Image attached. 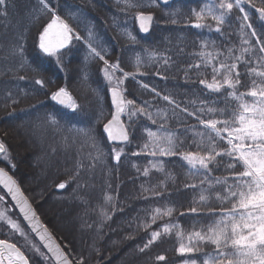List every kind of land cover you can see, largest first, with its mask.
<instances>
[{
	"label": "trees",
	"instance_id": "16d2710c",
	"mask_svg": "<svg viewBox=\"0 0 264 264\" xmlns=\"http://www.w3.org/2000/svg\"><path fill=\"white\" fill-rule=\"evenodd\" d=\"M214 2L217 0H175L169 5L159 6L153 0H131L139 6L126 7L118 0H54L59 6L57 13L82 37V42L73 41L70 51L57 64L55 58L42 56L38 51V41L33 42V21L41 17L47 19L39 10V0H7V16L0 15V141L5 144L7 152L5 160L0 159V166L15 177L42 221L65 252L72 254L70 259L78 261L83 257L85 264H183L186 256L176 251L179 240L174 233L162 235L149 248L140 251L150 239V232L159 230L171 219L157 220L146 229L144 224L151 223L152 210L162 206L173 207L175 222L187 233L193 230L195 221L207 224L212 217L195 214L181 216L180 213H186L190 206L219 209L220 205L215 200L207 206L191 203L194 197L198 199L199 190L193 192L184 185L198 183V180L186 175L188 167L178 156L161 157L165 161V172H159L149 164L156 158L144 153L132 155L148 142L146 128L156 131L164 123L181 140L186 136L189 142L193 138L192 132L184 133L183 129L197 125L195 130H202L193 117H182L179 111L176 117H172V106L155 97L150 91L152 86L161 95H173L181 108L189 106L193 100L199 107L197 96L192 94L194 91L200 99H219L206 96L197 83V71L188 68L200 59L196 54L201 51V38L215 42V48L206 51L218 50L227 54L228 48L239 49V35L234 28L227 26L225 35H221L185 24V17L190 15L191 9L199 10L205 4L211 6ZM254 2L257 7H264V0ZM140 11L151 12L154 17L146 36L141 35L136 27L135 14ZM249 11L256 15L253 9ZM166 12L178 14L169 16L164 14ZM171 19H176L178 24L173 25ZM125 30L132 32L136 42L128 38ZM16 39L24 48L23 67L18 50L15 55L12 54ZM88 43L105 55L110 63L119 61L126 72H136L139 58L140 73L144 74L137 73L136 81L131 78L125 80L126 95L137 106H142L144 101L151 102L148 110L157 120V124L153 125L147 117L134 118V130L130 135L132 142L126 146L128 155L122 156L120 162L111 156H104L97 163L96 149L80 131L90 121L95 123L97 113L103 109V118L96 126L102 132V126L110 119L112 111L108 100L109 85L102 71L103 61L89 55ZM161 56L170 58L169 67L163 66V60L159 59ZM186 70L191 77L188 82ZM158 71L161 75H156ZM116 75L122 74L117 72ZM21 76L25 78L20 79ZM37 79H43L45 84L37 85ZM140 83L149 85V90L141 89ZM59 87H66L77 97L83 110L73 113L52 101L50 93ZM240 91L247 89L241 88ZM246 99L251 101L252 98ZM216 106L223 108V100L220 99ZM157 108L167 109L169 118L163 120L156 116ZM192 110L189 107V111ZM53 113L59 119V127L46 121ZM122 119L127 122L126 116ZM20 133L27 138L31 148L20 141ZM180 150L194 149L182 147ZM146 167L149 168L147 176L143 174ZM213 175L230 176V173L221 166ZM161 181L170 194L163 200L153 198L144 191ZM61 182H68L65 189L56 186ZM144 196L148 198H142ZM3 197L10 217L20 224L24 234L3 223L0 238L24 250L20 242L22 238L34 239L4 194ZM199 227L200 224H196V228ZM212 247L206 245L205 251H210ZM40 251L44 254L42 249ZM160 255L165 257V261L156 259ZM191 255L199 259L198 254ZM29 257L30 264H52L47 256V259L37 254L35 258Z\"/></svg>",
	"mask_w": 264,
	"mask_h": 264
},
{
	"label": "snow or ice",
	"instance_id": "6c2138e0",
	"mask_svg": "<svg viewBox=\"0 0 264 264\" xmlns=\"http://www.w3.org/2000/svg\"><path fill=\"white\" fill-rule=\"evenodd\" d=\"M118 2H123L126 7L139 6L131 3V0ZM155 2L156 0H153V3ZM162 2L164 5L168 4V0ZM58 7L54 0H39V10L47 19L41 17L33 21L35 28L33 42L35 44L38 41L39 53L45 58H55L57 64L61 63L66 52L70 51L73 41L82 39L80 34L57 13ZM249 9H253L256 15L254 16ZM164 14L175 16L178 13ZM0 15L7 16V0H0ZM135 20L138 21L139 30L148 33L154 17L151 12L140 11L135 14ZM170 22L173 25L178 24L176 19H171ZM185 24L197 30L215 31L221 35H225L224 29L227 26L234 28L239 35V49L228 48L227 54L218 50L206 51L205 49L215 48V42L201 38V51L196 54L200 59L194 65L190 64L188 68L197 71V83L201 86V91L208 97L219 99H200L194 91L192 94L197 96L199 107H196L197 101L193 100L189 106L181 108L180 102L175 100L173 95H161L155 86H152L151 93L172 106V117H176L178 111L182 117H193L202 130H195L197 125L183 129L184 133L192 132L193 138L189 142L186 136L181 140L179 135L168 129L164 123H161L156 131L146 128L148 142L140 147L139 152L132 155L139 156L144 153L156 158L155 162L150 161L149 164L159 172H165V161L160 159L161 157L178 156L188 167L186 175L198 180V183L184 185L193 192L199 190L198 199L194 197L191 203L207 206L210 201L215 200L220 207L205 209L190 206L186 213H180L181 216L195 214L212 217L207 224L195 221L193 230L187 233L175 222L173 207L154 208L151 223L144 224L146 229L151 228L157 220H163L165 217L171 219L159 230L150 232V239L140 251L149 248L162 235L174 233L179 240L176 251L181 256H186L183 264H264V7H257L254 0H217L211 6L205 4L199 10L191 9L190 15L185 17ZM125 32L130 40L136 42V37L131 31ZM91 35L89 32V36ZM87 47L91 57L103 61V76L109 85L110 107L113 110L110 112L111 118L103 124L102 132L98 131L96 126L103 118V109L97 113L95 123L90 121L89 125L80 131L96 149L97 163L104 156H111L120 162L122 156L128 155L126 146L132 142L130 135L134 130V118L144 116L153 125L157 124V120L153 119V113L148 110L152 106L151 102L144 101L142 106H137L136 102L128 99L126 95L128 90L124 82L129 78L136 81L137 73H140V60L137 58L136 72L130 73L121 68L119 61L110 63L91 43H88ZM17 50L23 67L24 48L19 39L13 42L12 54L15 55ZM159 59L163 60L165 68L169 67V57L161 56ZM188 70L186 82L191 81V77L187 75ZM117 72L122 75L117 76ZM156 75L161 73L158 71ZM200 76L204 78H199ZM35 83L44 85L45 81L37 79ZM139 86L145 91L149 90L147 84L140 83ZM241 88L247 91L242 92ZM246 97H251V101ZM50 98L73 113L83 110L82 105L77 102L78 98L66 87L52 91ZM220 99L224 102L223 108L216 106ZM189 107L193 110L189 111ZM155 115L163 120L169 118L167 109L157 108ZM125 116L127 122L122 119ZM46 121L59 127V119L54 113L50 114ZM182 147L194 150L181 151ZM6 152L5 144L0 141V154ZM221 166L230 173V176L213 175ZM143 174L147 176L149 168H144ZM167 176L171 178L170 173ZM72 179L75 180V177ZM67 183L61 182L56 186L65 189ZM0 185H3L7 189V194L17 201L24 219L29 221L32 229L40 235V239L50 241L51 236L47 228L41 225L27 198L23 197L17 182L4 168H0ZM144 191L159 200L170 195L166 192L163 181ZM3 199L4 197L0 196V201ZM226 204L229 206L224 207ZM4 220L13 230L24 234L17 221L8 217L6 211H0V221ZM196 224H200L199 229L196 228ZM206 245L214 247L210 251H205ZM45 246L53 253L58 264H85L83 257L78 261L70 259L72 254L65 253L59 245L53 248L51 243H48ZM32 248L47 259L40 253L38 247L32 245ZM191 254H198L199 259ZM156 259L165 261L163 255L157 256ZM0 264H29V258L16 244L0 240Z\"/></svg>",
	"mask_w": 264,
	"mask_h": 264
},
{
	"label": "water",
	"instance_id": "95a60500",
	"mask_svg": "<svg viewBox=\"0 0 264 264\" xmlns=\"http://www.w3.org/2000/svg\"><path fill=\"white\" fill-rule=\"evenodd\" d=\"M157 3L161 6H166L163 4L162 0H156ZM174 0H168V4L172 3ZM167 4V5H168ZM137 23V27H138V30H139V25H138V21H136ZM139 32L142 34V35H147L148 33H144L142 31L139 30ZM108 98H109V102L111 103L110 101V92L108 91ZM113 110V109H112ZM6 171V170H5ZM9 174V173H8ZM10 175V174H9ZM11 176V175H10ZM14 179V178H13ZM15 180V179H14ZM16 181V180H15ZM18 185V183H17ZM19 186V185H18ZM0 188L3 190V192L5 193V195L8 197V199L10 200V202L12 203V205L14 206L15 210L17 211L18 215L20 216V218L22 219L23 223L25 224V226L27 227V229L30 231V233L33 235V237L36 239V241L40 244V246L43 248V250L46 252V254L49 256V258L52 260V262L54 264H58V262L55 261V257L53 255V253H51L48 249V247H46L45 245L48 244V243H51L52 247L54 248L56 245H59L60 246V249L63 250V248L61 247V245L59 244V242L57 241V239L53 236V234L51 233V231L47 228V226L42 222L41 218L39 217V215L37 214L35 208L33 207V205L31 204V202L28 200V198L25 196V194L23 193V191L21 190L20 186V190H21V193L23 194V197L27 198L31 208L34 210L35 214H36V217L38 218L39 222L41 223V225L43 227H46L47 228V231L48 233L50 234L51 236V240L50 241H45V240H41L40 239V235L34 231L32 229V225L29 223L28 220L24 219V214L20 211V207L19 205L17 204V201L16 200H13L11 195L10 194H7V189H5L3 187V185H0ZM64 251V250H63ZM22 252V251H21ZM65 252V251H64Z\"/></svg>",
	"mask_w": 264,
	"mask_h": 264
},
{
	"label": "rangeland",
	"instance_id": "374dc122",
	"mask_svg": "<svg viewBox=\"0 0 264 264\" xmlns=\"http://www.w3.org/2000/svg\"><path fill=\"white\" fill-rule=\"evenodd\" d=\"M19 139H20V141L23 143H26L28 146L27 147H29V148H31V146L29 145V142H28V140H27V138L25 137V136H22L21 135V133H20V135H19ZM29 148H27V149H29ZM0 159H4L5 160V157L4 156H2ZM8 163V162H7ZM0 210L1 211H6V215L8 216V217H10L11 216V214H10V210H9V208H7V206H5L4 204H3V206L1 205V202H0ZM11 218V217H10ZM12 220H14L13 218H11ZM15 221V220H14ZM3 223H4V225L6 226V225H9L8 223H7V221L6 220H4L3 221ZM63 223H65V221L63 222ZM10 226V225H9ZM11 227V226H10ZM21 242V245H22V247L24 248V250L28 253V255L29 256H36V254L38 255V256H40L41 258H42V256L39 254V253H36L34 250H33V248H32V245H35V243L33 242V240L32 239H30L29 237H27V236H25V237H23L22 238V240L20 241ZM36 246V245H35ZM37 247V246H36ZM40 253H42L41 251H40ZM35 258V257H34Z\"/></svg>",
	"mask_w": 264,
	"mask_h": 264
},
{
	"label": "flooded vegetation",
	"instance_id": "af4514ba",
	"mask_svg": "<svg viewBox=\"0 0 264 264\" xmlns=\"http://www.w3.org/2000/svg\"><path fill=\"white\" fill-rule=\"evenodd\" d=\"M2 155H0V158H1ZM0 196H2L0 194ZM1 202V205L3 206V200L0 201ZM1 211V210H0ZM0 233H3V221H0ZM0 240H3L2 238H0ZM27 257L29 258V263H30V257L27 255Z\"/></svg>",
	"mask_w": 264,
	"mask_h": 264
},
{
	"label": "bare ground",
	"instance_id": "6f19581e",
	"mask_svg": "<svg viewBox=\"0 0 264 264\" xmlns=\"http://www.w3.org/2000/svg\"><path fill=\"white\" fill-rule=\"evenodd\" d=\"M79 41H80V42H82V40H81V39H80ZM52 206H54V205H52Z\"/></svg>",
	"mask_w": 264,
	"mask_h": 264
}]
</instances>
